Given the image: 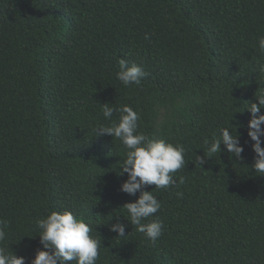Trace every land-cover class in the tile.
<instances>
[{
  "label": "trees",
  "instance_id": "obj_1",
  "mask_svg": "<svg viewBox=\"0 0 264 264\" xmlns=\"http://www.w3.org/2000/svg\"><path fill=\"white\" fill-rule=\"evenodd\" d=\"M261 36L264 0H0V246L31 264L44 250L36 221L67 209L100 239L96 264H264V176L245 109L264 90ZM118 58L142 66L141 85L116 78ZM105 103L186 149L178 187L144 189L161 203L155 244L122 209L139 196L120 191L124 146L95 136ZM228 121L242 159L223 145L208 158L204 139Z\"/></svg>",
  "mask_w": 264,
  "mask_h": 264
},
{
  "label": "clouds",
  "instance_id": "obj_2",
  "mask_svg": "<svg viewBox=\"0 0 264 264\" xmlns=\"http://www.w3.org/2000/svg\"><path fill=\"white\" fill-rule=\"evenodd\" d=\"M145 39H148L145 36ZM258 45L264 52V36L258 38ZM119 70L116 78L127 87L130 85L139 86L147 75L142 66L136 63H129L124 58L117 60ZM256 103H246L245 109L250 114L247 123V136L253 142L251 147L255 153L252 169L264 176V90L255 95ZM102 115L107 124L99 125L94 129L95 136L108 135L116 138L125 148V158L121 161V174H127V180L120 186V191L135 196L139 193L135 202L123 205L128 216V222L135 226L136 231L143 234L152 244L162 236L163 221L154 214L159 212L161 203L153 194V191H145L148 185H154L155 189H169L178 187L174 174L185 167L184 145L168 142L165 139L146 135L138 131L140 115L131 106L114 104L100 105ZM117 119L113 120V114ZM207 157L212 158L220 151V146L230 153L237 160L242 159L243 146L240 145L239 137L235 128L229 126L219 127L211 136L203 141ZM196 167L205 163L204 158L195 156ZM184 183L180 177L179 184ZM177 196L182 193L177 192ZM40 229V244L44 250H38L31 264H66L74 261L75 264H96L100 239L94 238L90 233L92 227L84 222L82 218L76 217L71 211L65 209L57 212L52 211L46 217L36 221ZM8 222L0 219V245L7 238L6 229ZM110 231L117 236L125 237V225L115 223ZM0 264H25L24 257H17L9 247L6 249L0 246Z\"/></svg>",
  "mask_w": 264,
  "mask_h": 264
}]
</instances>
